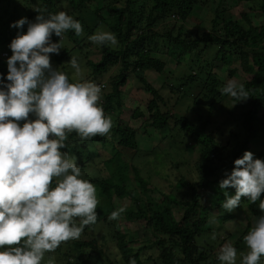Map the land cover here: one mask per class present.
I'll use <instances>...</instances> for the list:
<instances>
[{
	"label": "trees",
	"instance_id": "obj_1",
	"mask_svg": "<svg viewBox=\"0 0 264 264\" xmlns=\"http://www.w3.org/2000/svg\"><path fill=\"white\" fill-rule=\"evenodd\" d=\"M10 1L0 0V5ZM37 1L38 9L47 15L57 13L55 6L63 0ZM94 1L75 0L73 4L76 9H84L86 4ZM209 2L213 0H145L144 4H141L140 0H119L117 5L112 4L105 8L109 10L112 21L108 26L109 32L115 33L118 44L101 46L99 58L94 61L86 58L87 45L76 43L77 51L84 55V65L89 70L85 81L97 84L103 82L100 80L102 75L107 73L108 69L116 68V73L110 77L108 84L102 89L99 101L105 115L112 120L110 132L105 136H95L83 141L75 133H71L65 142L66 147L61 150L76 157V163L81 169V178L95 186L97 194L105 199L106 204L97 207L95 224L85 226L79 239L64 242L54 252L46 253V259L42 261V264H50V262L51 264L62 262L63 264H113L110 258L111 252L107 251V244H113V247L119 250L118 254L123 264H128L130 259H135L136 264H220L217 257L210 259L211 249L198 246L196 240L205 232L209 222L207 209L211 207L222 209L224 193L227 192L228 196L235 194L233 188H226L223 191L219 188V181L225 178V172L231 171L233 161L241 158L245 151L253 153L254 159L264 160V0H260L259 6L263 24L258 26L252 25L248 16L243 13L241 15L245 20L241 17V23L229 17L226 18L224 13L229 11L226 7L227 0L216 1L217 7L213 11L215 15L209 19L210 28L207 30L200 31L198 28L196 31L185 30L183 25L175 24L178 21L185 22L195 8L206 11L204 7H207ZM3 13L9 14L7 10ZM37 14L35 11L32 17ZM93 15L101 19L97 11ZM171 18H175L171 27L160 24L161 30L155 28L161 21H168ZM15 21H17L16 11L9 14L6 20L0 17V43L16 36L18 30L9 27ZM202 24L205 28V20ZM69 37H75V34L70 31ZM51 40L55 43L58 39L53 35ZM158 44L165 46L167 49L165 52L175 59L183 54L190 55L189 73L177 78L179 82H182L177 90H181L184 95H189L191 90L201 91V96L197 100H212L208 104L210 114L217 112L219 104L228 96L221 94V89L225 85L222 83V78L213 72L214 62L212 61L219 60L226 66L239 61L229 76H237V67L240 66L243 74L248 76L243 86L249 96L243 101L230 97V100L242 108L238 123L242 134L238 137L234 132L229 133V137L234 139V146L230 148V153L226 157H221L222 149L220 148L222 147L214 136L205 130L206 122L195 125L183 117L175 116L171 125L169 111L160 110L159 102H163V99L159 89L140 75L144 70L154 71L156 75L164 73V62L152 56L153 53L158 52L156 50ZM210 46H215L217 49L216 52L214 51L212 61L201 64V56L206 50H210L208 48ZM2 53H6V56H2ZM52 55L56 64H62L70 58L71 50L69 52L62 50ZM8 58L9 52L0 50V77L7 75L6 60ZM77 60L80 63L81 59L77 58ZM131 74L140 83L141 89L150 96L149 101L146 102L147 111L150 113L149 125L158 130L167 128L170 132L175 131L183 140L192 141L199 146L200 154L195 164L196 179L180 176L175 183H170L166 187L167 191H163L151 186L146 179H143L146 169L130 163V170L134 181L141 189L140 193L128 189L122 182L119 150L137 148L136 131L114 120L110 113L114 109V100H116V107H121L122 88ZM69 80L75 83L70 73ZM160 88L175 94V89L171 86L161 85ZM194 103L198 104L197 101ZM134 116H143V113L135 109ZM256 146L259 148L254 149ZM106 151L109 152L110 157L102 160L100 155ZM212 156H216L223 165H221L222 168L224 167L222 170L215 166ZM99 164L100 166H97ZM104 171L107 172L105 177L102 176ZM151 192L157 193L161 201H154L151 198ZM114 197L129 200V205L123 208L118 218L110 219L111 213L118 210L110 205ZM220 198L223 200L221 201ZM261 198L264 199V193L261 194ZM209 200L212 201L211 207H208ZM172 204H182L185 207L179 221L176 220L169 206ZM240 204L246 206L248 211L246 222L250 229L252 220L255 221L261 215L259 201L253 204L242 197ZM234 217L233 212H227L217 216L216 220L222 222ZM122 221L124 223L143 221L142 230L149 231L152 239L147 241L135 239L136 234L122 231ZM241 242L242 238L232 244L237 254L242 249ZM146 250H149L151 255L143 259L142 255ZM55 252L57 256H60L59 258L53 254ZM53 255L56 259L51 260ZM94 256L102 258L95 259ZM263 261L264 257L261 258L260 264Z\"/></svg>",
	"mask_w": 264,
	"mask_h": 264
},
{
	"label": "clouds",
	"instance_id": "obj_2",
	"mask_svg": "<svg viewBox=\"0 0 264 264\" xmlns=\"http://www.w3.org/2000/svg\"><path fill=\"white\" fill-rule=\"evenodd\" d=\"M35 22L22 17L9 25L24 33L8 45L7 75L0 77V264H42L46 253L62 243L79 239L85 226L97 222L95 186L81 178L76 157L61 151L69 134L81 140L105 136L112 120L100 106L102 86L92 81L70 82L53 69L49 54H58L64 34H83L79 20L60 11L37 9ZM55 35L58 42H52ZM87 39L97 46L118 44L115 33L96 31ZM78 75L77 58L67 63ZM222 95L243 101L249 96L242 84L229 80ZM31 117V118H30ZM20 122H23L22 124ZM219 188H233L222 208L230 212L246 198L259 201V215L243 236L247 252L239 264H260L264 257V160L245 151L224 173ZM120 208L111 213L118 218ZM116 259H121L119 250ZM220 264H237V250L225 243L217 256ZM51 264V262H50ZM128 264H136L130 259Z\"/></svg>",
	"mask_w": 264,
	"mask_h": 264
},
{
	"label": "rangeland",
	"instance_id": "obj_3",
	"mask_svg": "<svg viewBox=\"0 0 264 264\" xmlns=\"http://www.w3.org/2000/svg\"><path fill=\"white\" fill-rule=\"evenodd\" d=\"M217 0H213V2H209L207 7H204L206 11L203 9L195 8L191 15L187 18V20L183 23L178 21L175 23L177 26L183 25L185 30L196 31L198 28L200 31L207 30L210 28L209 19L213 18L215 15L213 13L214 8L217 7ZM73 2L75 0H63L59 4H56L55 8L57 12L63 11L69 15H72L74 19H79V22L83 28V34L80 36L75 35V37H69L70 31L64 34L63 40L60 42L61 49L70 51V58L62 63L56 64L54 61L53 55L50 53V64L53 69H57L58 71L65 72L68 76L69 73L71 78L76 81L79 79L80 82L85 81L86 77L89 75V70L86 65H84L85 60L84 55L77 51L78 42L87 45L85 51L87 52L86 58L89 60H98L100 47L94 45L90 42L87 37L92 35L96 31H109L108 26L110 25V13L106 7L112 4H118L119 0H95L92 3L86 4L84 9H76ZM141 4L145 3V0H140ZM260 0H227L226 7L228 8V12L224 13V16L229 17L231 20L242 21L241 15L246 14L249 18V21L252 25L258 26L263 24V19L259 10ZM225 7V3H224ZM38 9V1L37 0H11L9 3H3L0 5V17L3 20H6L9 14H12L13 11L17 13V20L22 17L27 18L30 22H35V17L33 13ZM9 14H4L3 11H6ZM95 11L99 13L100 18L97 17ZM81 19V20H80ZM244 19V18H243ZM175 18H171L170 20L161 21L159 24L155 26L156 29L161 30L162 25L166 24L167 27H171L174 23ZM205 20V28L203 26V22ZM245 20V19H244ZM1 24V23H0ZM221 24V22H218ZM16 29V28H14ZM219 29V27H218ZM217 29V30H218ZM27 25L23 26L22 29L18 30L21 33L26 32ZM73 32V31H72ZM74 33V32H73ZM17 35V34H16ZM15 37V36H14ZM13 37V38H14ZM3 40L0 43V50H7L9 52V57L11 56V51L8 47L11 40ZM57 41L59 38L57 37ZM76 41H74V40ZM210 50H206L201 56V64L202 62H211L214 53L216 52L215 46L208 47ZM73 49V50H72ZM158 52L153 53V57L161 59L164 64V73L162 75L154 74V71L144 70L140 73L141 76L147 78V81L152 84L156 89H159V93L163 99V102H159L160 110L162 112L169 111L171 114V120H169L170 124H173V117H183L187 119L189 122L195 125H200L203 122H206L205 130L208 133H211L212 136L219 142V145L222 147L221 157L224 158L226 155L230 153V148L234 146V139L229 137L230 132H234L238 137L241 136V129L238 127L240 113L242 112V108L230 100V96H227L220 106L217 107V112L210 114L208 110V104L212 101H202L197 100L200 98L201 91L191 90L189 95H184L181 90H177L179 85L182 82H179L177 78H180L183 74L189 73L188 65L190 55L183 54L181 57L179 56L177 59L175 57L169 56L165 51L167 50L165 46L162 44H158L156 47ZM215 51V52H214ZM72 57H77L80 60L81 71L77 75L74 70L67 63ZM214 62L213 68L214 73L222 78L223 85H226L229 80H233L238 84L244 85V81L248 80V76L244 75L241 71L240 66L237 67V76H229L231 70L237 66L239 61H235L232 65L226 66V64L220 62L219 60L212 61ZM109 71L102 75L101 81L105 82L106 85L110 80V77L116 73V68H110ZM71 71V72H69ZM168 76V78H167ZM161 85L166 87H172L175 89V94H172L167 89H161ZM186 88V86H184ZM123 93L121 94V107H116V100H114V109L110 113L114 120L120 122V124L127 125L130 129L136 131V146L134 150H121V158L119 160V164L122 166V182L125 183L128 189H133L137 193H140L141 189L137 186L136 182L133 179L132 171L130 170V163L133 165H140L145 170V174L143 175V179H146L151 186H155L159 190H168L166 187L170 183H175L176 180L180 176H185L188 179H196L197 171H196V163L198 161V157L200 154L199 146L195 145L192 141L183 140L179 133L175 131L170 132L169 129L163 128L161 130L155 129L149 125V117L150 113L147 111L146 102L149 101V95L141 89L140 83L137 81L135 76L131 74L128 77L126 84L124 85ZM198 96V97H196ZM196 99V100H195ZM197 101L198 104L194 103ZM139 109L143 116H134V110ZM118 124V123H117ZM260 143L258 142V145ZM259 147H254L257 149ZM98 150V148H96ZM225 149V150H223ZM96 153V152H95ZM102 156V160H106L110 157L108 151L102 152L100 155ZM131 157V160H130ZM215 166L220 170L221 163L217 159V157H211ZM97 166H100L97 165ZM223 166V165H222ZM102 168V166L100 167ZM107 171V170H106ZM104 171L102 176H106L107 172ZM191 177V178H190ZM179 193V192H178ZM181 194V192L179 193ZM177 194V195H179ZM98 199L97 207H102L106 204L105 199L97 194ZM151 198L156 202H160L161 198L157 193L151 192ZM222 201L223 198H220ZM211 202L209 200L208 207H211ZM111 207L120 209L127 207L129 205V200L127 199H118L116 197L112 198V202L110 203ZM172 209V212L177 221L180 220L182 214L184 213L185 207L181 205H169ZM235 214V217L232 219H228L222 222L216 220L217 216H221L227 211L222 209H217L211 207L207 209V214L209 216V222L206 225V230L204 233L200 235V237L196 240L198 246L204 247L205 249L210 248V259H214L218 256L220 248L225 243H230L231 245L235 243L238 239L242 238L241 242V251L237 254V264L241 257V253H246L247 248L243 242V236L247 233L249 228L247 227L246 219H248V211L244 204H240L239 208H235L232 211ZM121 229L126 233L136 234L135 239L147 241L151 240L152 237L149 231H145L142 228L144 227V222H130L124 223L122 221ZM254 221L252 220V225ZM134 239V240H135ZM135 240V241H137ZM107 251L111 252L110 258L112 259V263L123 264L122 260L116 259L117 253L113 251V244H107ZM106 250V249H105ZM57 256V253H53ZM51 257V260L56 259L55 256ZM151 252L146 250L143 252L142 258L146 259V257L150 256ZM58 258L60 256H57ZM100 256H94V258H98ZM102 258V257H100ZM46 259V256L44 260ZM58 264V263H53ZM60 264H63L60 263ZM264 264V261L261 263Z\"/></svg>",
	"mask_w": 264,
	"mask_h": 264
},
{
	"label": "built area",
	"instance_id": "obj_4",
	"mask_svg": "<svg viewBox=\"0 0 264 264\" xmlns=\"http://www.w3.org/2000/svg\"><path fill=\"white\" fill-rule=\"evenodd\" d=\"M2 56H6V53H2ZM99 85H101V86H102V89H104V88H105V84H104V83H100Z\"/></svg>",
	"mask_w": 264,
	"mask_h": 264
}]
</instances>
